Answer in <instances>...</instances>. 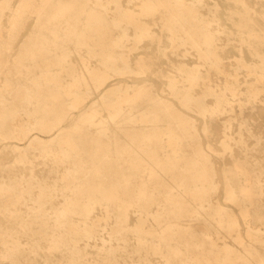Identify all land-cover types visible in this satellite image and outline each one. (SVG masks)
Instances as JSON below:
<instances>
[{"label":"bare ground","instance_id":"6f19581e","mask_svg":"<svg viewBox=\"0 0 264 264\" xmlns=\"http://www.w3.org/2000/svg\"><path fill=\"white\" fill-rule=\"evenodd\" d=\"M231 1L237 10L224 26L217 5L204 13L203 0H126L135 8L0 0V141L22 166L0 168V261L264 264V120L253 115L264 92V27L252 22L249 0ZM147 19L198 64L176 67L166 95L147 83L149 60L128 63L142 38L160 43ZM132 69L142 84L107 81ZM30 150L50 161L59 183L34 174Z\"/></svg>","mask_w":264,"mask_h":264},{"label":"rangeland","instance_id":"374dc122","mask_svg":"<svg viewBox=\"0 0 264 264\" xmlns=\"http://www.w3.org/2000/svg\"><path fill=\"white\" fill-rule=\"evenodd\" d=\"M136 1L137 0H132V2L134 3ZM187 1L189 2V0ZM134 3H128L126 2V0H123V5L129 6L131 8L136 7ZM249 3H250V9H251L252 22L256 26L264 27V20L262 19V16H264V3L259 2V0H249ZM214 4H216L219 9V12H218L219 21H221L223 24L227 21L225 19L227 11L237 10V7L234 6L231 0H203L202 8H203L204 13H205V7H212ZM252 10H255V12L253 13ZM147 20L149 21L148 26L150 30H152L151 32H153V34H155L156 37H159L160 43H157L156 40H150L148 37L142 38L137 43L136 47L130 50L126 54L128 57V63L130 64L131 68H133L134 62L138 60V58L144 59L145 61L149 60L150 67L148 70H150L151 72L146 75V78L148 80L147 83L150 84L152 88L155 89L157 92H159V94L166 95L165 94L166 91L162 90V88L165 87L166 77L169 75L175 74L176 67H180V66L194 67V66H197L198 64L195 61L196 57L194 56V54H190L184 57L181 55L180 52H173L168 45L169 42H168L167 36L164 33L159 32L157 25L153 24L150 19H147ZM2 22L6 24V16H3ZM33 22H34V19L32 16H29L28 18H26L24 28L21 30V32L17 36L16 41L12 46V49L9 51L10 58H13L15 56V53H16L17 47L19 46L20 41L25 37L26 33L28 32L30 27L33 25ZM213 25L215 24L213 23ZM226 25L227 24L225 23L224 26ZM217 33L221 37L222 42L227 40L225 33L221 31H217ZM132 36L133 35L130 34L129 38H132ZM127 42H128V45H130V40H128ZM236 43L237 41L232 39L230 40L227 47L233 50L236 48L235 47ZM81 54H83L82 57H85L84 52L81 51ZM71 60L73 63H76L79 66V68H81L80 69L81 71H83V68L79 64L80 61L77 59L76 56H74V53H71ZM90 65L94 67L95 61L93 59L90 60ZM224 67L225 69L233 70V61L231 60V58H224ZM239 72H240L239 78L243 80L246 76L243 74V71H239ZM125 76H126L125 77L126 79L121 81V75L109 73V76L107 77V81L112 80V82L115 83V86L116 85L134 86L136 84H142V80L144 78V74L136 73L134 69H132V71L130 72H127ZM212 77L217 81H222L223 79L222 75L217 74L215 72ZM91 92L92 93L90 94V97L93 96V93H95V90L91 88ZM261 98H262V102H257L258 108L254 109L256 110V113L257 111H260L258 115L253 114L258 117V118L256 117L257 119L255 120L256 121L255 123H258L259 121L264 120V92H261ZM249 110H250L249 108L245 109V112H250ZM104 118L107 119L106 117ZM246 119L248 122L249 121L252 122L253 116L252 117L248 116L246 117ZM233 127L234 128L237 127V123H234ZM252 127L254 129L252 128L250 130L256 133V136L259 135L260 129L259 130L256 129V127H259V126H256L255 124ZM217 130H220V128H218ZM30 132H36V134H38L43 139L47 138L46 136H43L41 133L37 132L36 130H31ZM244 136L247 137V132L245 133ZM263 140L264 138L260 139L261 142ZM11 141L17 142L20 146H24V144L21 142H18L16 138L15 139L12 138ZM254 141H255L254 136H250L248 140V144H249L248 148L254 146V143H253ZM236 152H239V150L235 149V153ZM238 155H242V153H238ZM27 157H28L27 165L32 166L31 168L33 169L34 174L38 178L45 180L48 183V185L59 183L58 174L56 176V174L54 175V173H51V171H53V169H51V166H50L51 163L45 156L39 155L37 153V150L35 151L30 150L27 153ZM223 158H227V156H224ZM0 164H1L0 168L1 167H13V168H17V170L22 169L21 165H15L14 156H12L11 153L7 152V148H5V146L3 145V143H1V141H0ZM57 200L53 202L56 204L57 202L61 201V200L59 201V197ZM18 210L19 212H23L24 208L22 207L21 209H18ZM94 213L99 215L98 213H100V210L98 208H95ZM28 244L29 243H24V246L25 245L28 246ZM35 258L38 264H44L43 255L37 256ZM0 264H9V263L3 260V261H0Z\"/></svg>","mask_w":264,"mask_h":264}]
</instances>
